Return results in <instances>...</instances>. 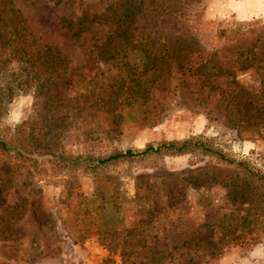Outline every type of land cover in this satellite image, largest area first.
Returning a JSON list of instances; mask_svg holds the SVG:
<instances>
[{
    "label": "rangeland",
    "instance_id": "1",
    "mask_svg": "<svg viewBox=\"0 0 264 264\" xmlns=\"http://www.w3.org/2000/svg\"><path fill=\"white\" fill-rule=\"evenodd\" d=\"M2 1L64 69L38 94L43 72L0 70V141L14 148L0 150V264H264V126L249 117L262 107L264 119V97L251 98L264 72L246 66L264 49V0ZM133 5L142 11L111 63L101 44ZM162 42L191 65L161 54L153 81L142 70ZM216 87L244 109L225 111ZM185 140L206 149L136 154Z\"/></svg>",
    "mask_w": 264,
    "mask_h": 264
},
{
    "label": "trees",
    "instance_id": "2",
    "mask_svg": "<svg viewBox=\"0 0 264 264\" xmlns=\"http://www.w3.org/2000/svg\"><path fill=\"white\" fill-rule=\"evenodd\" d=\"M54 5L59 4H66V3H80L81 0H46ZM131 2L135 0H130ZM140 4V2H138ZM142 11L140 6L133 5L132 9L126 10L124 9L121 12L122 18L116 20L115 22H111V25L113 26V32H111L110 35H108L103 43L101 44L100 53H104V57L107 59H110L111 63H116L119 61L117 58V53L123 52L124 49L127 47V39L125 38L128 30V26L132 21V18L135 17L136 12ZM93 20L96 21H103L104 18L101 17V15H98L97 17H92ZM83 18H78L75 20V22H68L65 27L69 29L71 32V37L75 38L82 32V24H84ZM73 25H75L73 27ZM165 44L162 42L160 44V48L157 53V57L154 58V65L149 68L142 70V73H146L147 71L150 72L149 78H152L153 81L158 80V77L160 76V67L161 63L163 62V58L161 54L164 53H171V56L174 60L179 59V62H183L184 67H190L191 65V59L190 57L186 58L185 55H179V57H174L173 52H165ZM154 52H151V55H153ZM247 54H249L252 58V60L246 63V66L249 65H255V71L257 74H260L264 72V49L261 50L258 54V57H254L251 54V51H247ZM0 56H3L2 60H0V70L7 72V65L10 63L15 64L17 67L16 71H24V73L28 74V78L31 81L32 79H35L34 77L38 72H43L42 78L36 82L35 89H37V94L40 93L41 90H43L44 93L48 92L50 87V81L60 75V73L63 71L64 67L62 66L64 64V59L58 55L57 52L49 49L46 45L40 44L37 39H35L27 30V27L23 23L22 18L19 16L17 10H15L9 2L2 1V6L0 8ZM251 63V64H249ZM259 63V64H257ZM147 65V64H146ZM179 65V63L177 64ZM182 67V65H180ZM245 67V66H244ZM145 68V66H144ZM216 70L214 71L213 68L206 69L205 66H202L203 72L205 71H214L212 72L213 76H224L228 75L226 71L218 70L217 66L215 67ZM17 74V72H15ZM39 73V74H40ZM37 79V78H36ZM261 82H263V86L261 91L258 94L252 95L251 98L254 99V101L260 100V98L264 97V81L263 78H261ZM15 81V79L13 80ZM23 83V82H22ZM23 86L18 81L14 84L13 89H21ZM220 91V101L223 103V107L225 108V111L230 112L232 109H235L236 107H241L244 109V106H240V102H244L246 99L242 97H236L234 95H231V91L229 89H221L219 87H216ZM102 106L103 110L110 111V109L105 108L106 102L102 101H95L89 104V107H93L95 110H98L99 106ZM263 111V108H254L253 112L249 114V117L255 120L254 122L262 121L261 125L264 126V119L262 118L260 112ZM229 123L234 124V120L232 118H229L227 120ZM248 120L245 119L243 121L244 123ZM197 146L201 150H205L206 148L199 144L198 142L192 143V141H182L180 143L178 142H163L161 143L157 148H152L150 146H147L144 150L136 153L143 155L148 152L152 151H158L160 149H164L166 151H169L171 153L179 154L183 153L185 149L189 146ZM0 150L3 151H12L14 148H10L5 144L4 142L0 141ZM18 151V150H16ZM211 154H214L220 161L225 162L226 164H233L234 162L224 158L221 154L206 150ZM19 154V152H17ZM131 151L127 150L124 153H117L113 154L109 157L102 158V159H94L89 160V166L90 168H95L98 165H103L107 162L114 161L117 159H123L133 156ZM72 163L79 162V161H85L82 160L80 157L70 159ZM237 165L242 166L243 164L236 163Z\"/></svg>",
    "mask_w": 264,
    "mask_h": 264
}]
</instances>
